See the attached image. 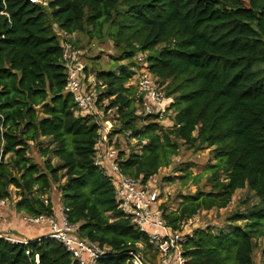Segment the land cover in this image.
<instances>
[{
  "label": "trees",
  "instance_id": "obj_1",
  "mask_svg": "<svg viewBox=\"0 0 264 264\" xmlns=\"http://www.w3.org/2000/svg\"><path fill=\"white\" fill-rule=\"evenodd\" d=\"M57 31L69 43L74 33L108 39L128 61L96 73L119 132L147 140L141 152L120 153L123 174L146 182L181 146L210 148V190L180 195L176 210L162 204L169 226L180 230L200 211L226 207L238 189L256 196L231 219L244 224L227 233L194 231L186 264H254V239L264 238V0H0V200L15 189L18 213L54 215L56 185L78 236L120 253L98 264H130L128 249L147 241L117 209L113 185L94 164L98 125L76 115L65 91ZM138 54L175 110L171 127L154 115L138 122L137 88L126 86ZM31 143L42 165L29 156ZM0 264L79 263L46 237L25 245L0 239Z\"/></svg>",
  "mask_w": 264,
  "mask_h": 264
},
{
  "label": "built area",
  "instance_id": "obj_2",
  "mask_svg": "<svg viewBox=\"0 0 264 264\" xmlns=\"http://www.w3.org/2000/svg\"><path fill=\"white\" fill-rule=\"evenodd\" d=\"M31 1L38 2V0ZM61 61L66 69L65 91L74 99L76 115L90 116L98 125L99 139L95 146L94 164L103 171L113 185L117 209L138 232L145 236L147 241V247L142 242H137L134 247L128 249V263L186 264L184 247L192 235L182 229L183 225L180 230H174L168 225L160 193L149 183L150 179L143 182L141 178H133L122 173L121 150L116 147L114 140L110 142L104 135L106 131L103 116L112 110L108 109L105 112V108H100L99 96L103 90V83L87 65L85 50L64 41ZM136 88V115L139 117L154 115L160 124L165 121L167 102L170 100L166 98L163 86L148 70L139 74ZM102 134L104 142L101 140ZM123 135L125 145H132L134 151L141 152L147 144L145 138L134 136L131 130L124 131ZM7 201V199L0 200V207L5 206ZM23 221L27 225L39 227L43 234L32 239L13 231L12 233L0 231V239H4L10 245H25L30 241H38L46 237L55 239L79 264H98L101 259L120 254H110L109 247L80 238L77 234L78 226L68 223L63 210L59 216L55 213L54 215L23 216Z\"/></svg>",
  "mask_w": 264,
  "mask_h": 264
},
{
  "label": "rangeland",
  "instance_id": "obj_3",
  "mask_svg": "<svg viewBox=\"0 0 264 264\" xmlns=\"http://www.w3.org/2000/svg\"><path fill=\"white\" fill-rule=\"evenodd\" d=\"M57 34L60 42L67 38L62 32L57 31ZM70 38L73 41L72 43L85 50L86 63L95 73L110 69L118 71L121 64H126L128 62L123 59L120 60L119 51L114 48L113 42L108 39L105 41L90 39L84 33H74ZM135 63L137 66L134 69V74L128 83H126V86H136L139 74L147 71L145 64L142 63V56L140 54L135 57ZM167 104L169 107L171 104L170 101H168ZM106 105L107 100H101L100 108H104ZM174 114L175 110L173 108H168L165 115L166 120L160 125H162L163 128L171 127ZM140 118L141 119L138 121L139 123L143 122V117ZM103 120L105 124L104 130L106 132H104V135L106 136V139L110 140V142H113L114 140L116 147L121 150L124 155L131 152L132 146L125 145L123 137L124 131L119 132L120 122L115 110L105 113ZM101 140L104 142L103 134ZM37 149V144L31 143L28 151L29 156L36 163L42 165L43 159L39 156ZM210 163H214L210 148L192 150L187 149L185 146H181L179 153L175 157H172V163L168 167H161L158 172L150 178L149 183L155 186L159 191L162 204H165L169 210H176L182 202L180 195H191L195 193L197 189L203 191L210 190L211 185L207 182L209 176L207 169ZM187 172L190 174H187ZM61 183H63V180ZM49 197L53 207H55V211L61 213L63 210L61 206V196L56 185H52ZM17 199L18 197H16L15 189H12V198L7 201L5 206H3L6 207L3 218L10 222L9 229L5 230V232L8 231L12 233L14 218L17 224H20V228L28 238L43 234L39 227L25 224L23 217H21L24 215H17L14 213H18L15 209V202ZM256 201L257 198L253 192L246 188L238 189L234 192L226 207L202 210L186 221L183 224L182 229L189 235H192L193 232L198 229L204 228H210L215 234H218L221 231L227 233L229 228L234 224H244L242 220H237L235 222L232 221L231 219L233 218V215L235 213H244L246 209L253 206ZM59 215L60 214H58V216ZM1 220L3 219L1 218ZM4 220L2 222L5 223ZM254 241L256 243V248L253 254L254 264H260L262 251L264 249V238H255Z\"/></svg>",
  "mask_w": 264,
  "mask_h": 264
},
{
  "label": "crops",
  "instance_id": "obj_4",
  "mask_svg": "<svg viewBox=\"0 0 264 264\" xmlns=\"http://www.w3.org/2000/svg\"><path fill=\"white\" fill-rule=\"evenodd\" d=\"M5 210H6V207H3V206L0 207V231H5V230L9 229V226H10V222L8 220H4L5 218H3ZM14 213L17 215L22 214V213H16V212H14ZM54 213L56 215L61 214L60 212L58 213L55 211V207H54ZM21 217H23V216H21ZM1 218L5 221V223L2 222L3 220H1ZM12 226H13V229H12L13 233H17V234L26 236L25 233L23 232V230L20 228V224L19 223L17 224V222L15 221L14 218H13V225ZM39 236H41V235H35V236H33V238H36Z\"/></svg>",
  "mask_w": 264,
  "mask_h": 264
}]
</instances>
